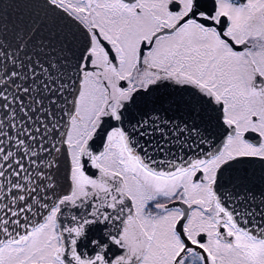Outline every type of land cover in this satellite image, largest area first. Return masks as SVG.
I'll return each mask as SVG.
<instances>
[{
    "label": "snow or ice",
    "instance_id": "6c2138e0",
    "mask_svg": "<svg viewBox=\"0 0 264 264\" xmlns=\"http://www.w3.org/2000/svg\"><path fill=\"white\" fill-rule=\"evenodd\" d=\"M0 264H264V0H0Z\"/></svg>",
    "mask_w": 264,
    "mask_h": 264
},
{
    "label": "water",
    "instance_id": "95a60500",
    "mask_svg": "<svg viewBox=\"0 0 264 264\" xmlns=\"http://www.w3.org/2000/svg\"><path fill=\"white\" fill-rule=\"evenodd\" d=\"M40 14V9L35 5L17 2L6 6V15L11 23L27 22L30 19L37 20Z\"/></svg>",
    "mask_w": 264,
    "mask_h": 264
}]
</instances>
